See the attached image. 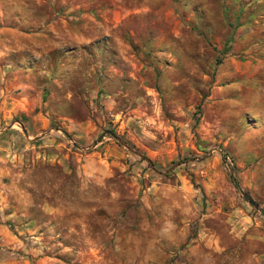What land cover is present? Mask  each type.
<instances>
[{
    "label": "rangeland",
    "instance_id": "obj_1",
    "mask_svg": "<svg viewBox=\"0 0 264 264\" xmlns=\"http://www.w3.org/2000/svg\"><path fill=\"white\" fill-rule=\"evenodd\" d=\"M264 0H0V264H264Z\"/></svg>",
    "mask_w": 264,
    "mask_h": 264
},
{
    "label": "water",
    "instance_id": "obj_2",
    "mask_svg": "<svg viewBox=\"0 0 264 264\" xmlns=\"http://www.w3.org/2000/svg\"><path fill=\"white\" fill-rule=\"evenodd\" d=\"M243 195V199L249 203L250 205H252L254 208H256L257 210H259L261 212V214L264 215V208L261 207L253 198L252 196H250V194L248 193H242Z\"/></svg>",
    "mask_w": 264,
    "mask_h": 264
}]
</instances>
